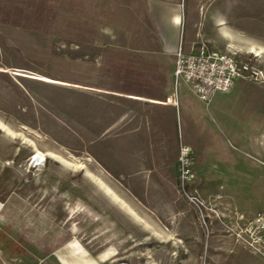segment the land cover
<instances>
[{
    "label": "rangeland",
    "instance_id": "rangeland-1",
    "mask_svg": "<svg viewBox=\"0 0 264 264\" xmlns=\"http://www.w3.org/2000/svg\"><path fill=\"white\" fill-rule=\"evenodd\" d=\"M83 14L80 0H0V264H264L184 198L178 157L174 192L142 197L105 167L118 93L161 96L173 63L97 41L105 27ZM186 14L185 50L235 53L262 72L236 80L247 86L233 110L264 133V0H186ZM196 189L214 194L194 178Z\"/></svg>",
    "mask_w": 264,
    "mask_h": 264
},
{
    "label": "crops",
    "instance_id": "crops-1",
    "mask_svg": "<svg viewBox=\"0 0 264 264\" xmlns=\"http://www.w3.org/2000/svg\"><path fill=\"white\" fill-rule=\"evenodd\" d=\"M80 1L83 15L105 27L97 41L122 48L136 43L167 56L174 81V52L179 43L191 40L186 0ZM173 81L161 85L159 97L118 93L123 108L114 109L112 123L102 131L103 136L113 133L114 141V163L105 167L137 196L174 192L178 151L184 144L195 154L196 183L214 192L208 197L220 213H239L249 220L264 212V133H256L233 110L241 100L238 91L247 85L235 82L229 92L205 103L187 83ZM229 185H252L259 197L233 200L225 191Z\"/></svg>",
    "mask_w": 264,
    "mask_h": 264
},
{
    "label": "built area",
    "instance_id": "built-area-1",
    "mask_svg": "<svg viewBox=\"0 0 264 264\" xmlns=\"http://www.w3.org/2000/svg\"><path fill=\"white\" fill-rule=\"evenodd\" d=\"M174 83H187L192 93L208 103L217 93H227L239 78L258 80L262 72L252 67L248 60H242L235 53L201 49L187 51L179 43L174 52ZM193 152L191 147L180 145L178 155V186L186 200L194 204L204 221L213 218L236 242L254 254L264 257V212L256 213L251 219L235 213L225 216L212 201L200 196L197 190L191 191L194 183ZM234 217V219H233ZM209 221V222H210Z\"/></svg>",
    "mask_w": 264,
    "mask_h": 264
},
{
    "label": "bare ground",
    "instance_id": "bare-ground-1",
    "mask_svg": "<svg viewBox=\"0 0 264 264\" xmlns=\"http://www.w3.org/2000/svg\"><path fill=\"white\" fill-rule=\"evenodd\" d=\"M39 159V157L38 156H36V160H38Z\"/></svg>",
    "mask_w": 264,
    "mask_h": 264
}]
</instances>
